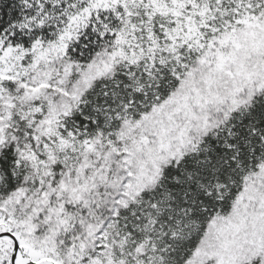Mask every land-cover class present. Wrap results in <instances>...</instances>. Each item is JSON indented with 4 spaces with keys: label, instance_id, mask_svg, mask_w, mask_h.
Listing matches in <instances>:
<instances>
[{
    "label": "snow or ice",
    "instance_id": "6c2138e0",
    "mask_svg": "<svg viewBox=\"0 0 264 264\" xmlns=\"http://www.w3.org/2000/svg\"><path fill=\"white\" fill-rule=\"evenodd\" d=\"M0 264H264V0H0Z\"/></svg>",
    "mask_w": 264,
    "mask_h": 264
}]
</instances>
